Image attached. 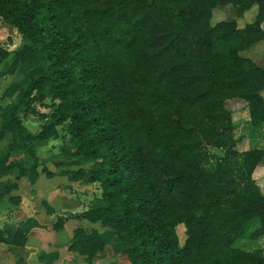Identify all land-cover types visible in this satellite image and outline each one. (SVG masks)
Instances as JSON below:
<instances>
[{
    "label": "trees",
    "instance_id": "obj_1",
    "mask_svg": "<svg viewBox=\"0 0 264 264\" xmlns=\"http://www.w3.org/2000/svg\"><path fill=\"white\" fill-rule=\"evenodd\" d=\"M227 1L237 16L256 5L253 20L211 23ZM0 20L22 38L12 51L0 45L3 72L22 73L0 105V137L11 133L8 149L26 155L2 158L0 173L34 170V142L60 125L74 138L68 158L88 163L72 176L100 189L74 216L110 228L129 264H264L262 249L233 244L248 230L264 235L252 177L264 147L235 148L224 105L242 99L249 123L264 124V66L239 53L264 38V0H0ZM26 115L43 120L32 135ZM0 241L23 246L26 235L0 229ZM103 246L96 230L74 228L69 249L86 260Z\"/></svg>",
    "mask_w": 264,
    "mask_h": 264
},
{
    "label": "crops",
    "instance_id": "obj_2",
    "mask_svg": "<svg viewBox=\"0 0 264 264\" xmlns=\"http://www.w3.org/2000/svg\"><path fill=\"white\" fill-rule=\"evenodd\" d=\"M251 8L257 7L253 4L248 9ZM1 25L0 21V31L4 28ZM260 27L264 30V20L260 22ZM7 42V39L3 40L0 36V45L10 51ZM244 49L250 51V54L244 56L264 66V61L260 60L264 57V38ZM12 74H0V105L10 102L15 95L16 85L12 78L9 79ZM20 120L23 133L30 135L43 122L33 115L22 116ZM56 128V136L34 142L33 150L37 159L34 170L17 176V168L14 167L0 173V193L6 184H14L8 192L0 194V229H6L5 223H13L14 231L19 227L26 235L23 246L0 241V264H129L121 250L123 244L110 228L102 226L98 220L74 216L96 206L100 189L98 183L88 180L86 175L72 176L73 170L81 166L85 168L88 163L68 158L66 153L72 149L74 138L64 132L60 125ZM10 137L11 133L0 137V160L5 158L6 163L10 160H24V152H15L6 146ZM23 165L28 166L27 163ZM257 171L264 173V164L254 167L252 177L255 182ZM261 176L264 177V174ZM256 184L264 194V185ZM58 216H63L64 220L58 228H54L53 222ZM79 226L86 232L96 230L104 243L103 249L89 260L69 249L73 230ZM255 226L256 222L252 227ZM260 241L264 242V235ZM18 247L22 248L21 252ZM256 248L261 249L260 246Z\"/></svg>",
    "mask_w": 264,
    "mask_h": 264
},
{
    "label": "rangeland",
    "instance_id": "obj_3",
    "mask_svg": "<svg viewBox=\"0 0 264 264\" xmlns=\"http://www.w3.org/2000/svg\"><path fill=\"white\" fill-rule=\"evenodd\" d=\"M256 13V8L245 9L241 12L240 15L235 14V7L231 5L229 1L223 3L222 5L215 6L211 11L210 22L213 23L220 19H227L230 17L235 18L236 25L242 27L248 21H252L254 15ZM4 28L0 31V36L7 39V46L9 47L10 51L14 50L22 41L21 35L16 31L15 28L10 27L9 25L5 24L2 20H0ZM3 43H6L4 41ZM239 53L241 55L250 54V51L242 48ZM39 56L35 57V61L38 63ZM260 60L264 61V57L260 58ZM6 60H4L1 64L0 74L3 73L6 67ZM12 75H9V79L12 78L13 82L16 86L19 85V81L22 78V73L17 71V69L12 72ZM10 74V73H8ZM264 95V89L262 90ZM225 107L230 111L231 117L233 120L234 128H233V135L236 141L235 148L238 151H242L248 149L250 147H264V124H250L248 121L247 110L245 106V102L242 99L237 97L228 98L224 102ZM38 110L40 111H47L45 106H38ZM62 132V131H60ZM209 149L213 152H218L219 150L213 147H209ZM264 174L261 171H257L255 173L256 182L260 185H264V177L261 175ZM255 220V219H254ZM256 221V220H255ZM253 222L250 225L252 228ZM177 234L179 236L180 241L183 238L181 227H177ZM249 233V235H248ZM247 235L244 238L237 239L233 242L235 246H239L245 249H253L256 247H261L264 249V242H261L262 235H259L256 231L251 232L248 230ZM260 241V242H259Z\"/></svg>",
    "mask_w": 264,
    "mask_h": 264
},
{
    "label": "water",
    "instance_id": "obj_4",
    "mask_svg": "<svg viewBox=\"0 0 264 264\" xmlns=\"http://www.w3.org/2000/svg\"><path fill=\"white\" fill-rule=\"evenodd\" d=\"M10 206H11V205H10ZM14 226H15V224H13V223H5V224H4V227H5L6 229H8L12 234L14 233ZM17 249H18L19 252L22 251V248H21V247H18Z\"/></svg>",
    "mask_w": 264,
    "mask_h": 264
}]
</instances>
